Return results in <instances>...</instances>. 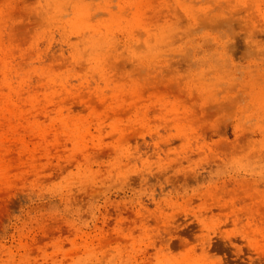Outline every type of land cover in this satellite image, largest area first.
I'll use <instances>...</instances> for the list:
<instances>
[{
  "label": "rangeland",
  "instance_id": "374dc122",
  "mask_svg": "<svg viewBox=\"0 0 264 264\" xmlns=\"http://www.w3.org/2000/svg\"><path fill=\"white\" fill-rule=\"evenodd\" d=\"M0 264H264V0H0Z\"/></svg>",
  "mask_w": 264,
  "mask_h": 264
}]
</instances>
